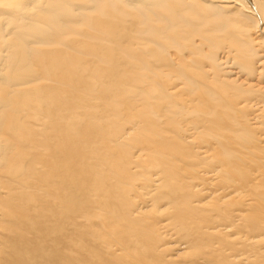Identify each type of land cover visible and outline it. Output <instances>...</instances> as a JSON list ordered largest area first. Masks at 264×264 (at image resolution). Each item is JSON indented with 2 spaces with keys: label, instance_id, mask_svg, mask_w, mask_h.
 <instances>
[{
  "label": "bare ground",
  "instance_id": "bare-ground-1",
  "mask_svg": "<svg viewBox=\"0 0 264 264\" xmlns=\"http://www.w3.org/2000/svg\"><path fill=\"white\" fill-rule=\"evenodd\" d=\"M0 264H264V0H0Z\"/></svg>",
  "mask_w": 264,
  "mask_h": 264
},
{
  "label": "rangeland",
  "instance_id": "rangeland-1",
  "mask_svg": "<svg viewBox=\"0 0 264 264\" xmlns=\"http://www.w3.org/2000/svg\"><path fill=\"white\" fill-rule=\"evenodd\" d=\"M165 242H167V241H163V240H162V243H165Z\"/></svg>",
  "mask_w": 264,
  "mask_h": 264
}]
</instances>
